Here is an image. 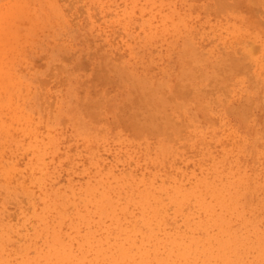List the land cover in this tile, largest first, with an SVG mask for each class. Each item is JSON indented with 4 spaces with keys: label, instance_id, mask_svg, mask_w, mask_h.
<instances>
[{
    "label": "rangeland",
    "instance_id": "rangeland-1",
    "mask_svg": "<svg viewBox=\"0 0 264 264\" xmlns=\"http://www.w3.org/2000/svg\"><path fill=\"white\" fill-rule=\"evenodd\" d=\"M0 264H264V0H0Z\"/></svg>",
    "mask_w": 264,
    "mask_h": 264
},
{
    "label": "bare ground",
    "instance_id": "bare-ground-1",
    "mask_svg": "<svg viewBox=\"0 0 264 264\" xmlns=\"http://www.w3.org/2000/svg\"><path fill=\"white\" fill-rule=\"evenodd\" d=\"M232 67V66H231ZM227 71V70H226Z\"/></svg>",
    "mask_w": 264,
    "mask_h": 264
}]
</instances>
